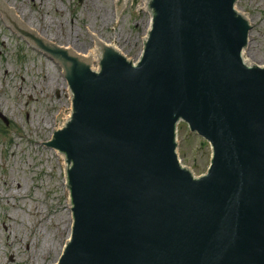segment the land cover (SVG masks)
Returning <instances> with one entry per match:
<instances>
[{"label": "water", "instance_id": "obj_1", "mask_svg": "<svg viewBox=\"0 0 264 264\" xmlns=\"http://www.w3.org/2000/svg\"><path fill=\"white\" fill-rule=\"evenodd\" d=\"M147 9L137 61L100 47L92 69L0 2L4 27L60 63L71 94L46 143L65 156L72 211L55 264H264V66L243 58L250 24L236 0ZM181 121L210 144L202 175L180 163Z\"/></svg>", "mask_w": 264, "mask_h": 264}, {"label": "rangeland", "instance_id": "obj_2", "mask_svg": "<svg viewBox=\"0 0 264 264\" xmlns=\"http://www.w3.org/2000/svg\"><path fill=\"white\" fill-rule=\"evenodd\" d=\"M43 41L84 54L94 36L113 43L131 62L140 57L150 11L139 0H0ZM118 5V4H117ZM250 24L243 50L247 63L264 66V0H236ZM98 60L89 64L97 69ZM72 109L61 64L4 27L0 13V264H54L70 236L72 211L66 161L46 145L57 117ZM177 152L195 175L206 172L210 144L180 122Z\"/></svg>", "mask_w": 264, "mask_h": 264}, {"label": "bare ground", "instance_id": "obj_3", "mask_svg": "<svg viewBox=\"0 0 264 264\" xmlns=\"http://www.w3.org/2000/svg\"><path fill=\"white\" fill-rule=\"evenodd\" d=\"M147 2L148 0H144V7L147 8ZM120 5H121V8L122 6H125V3H126V0H120ZM6 11H12V9L8 8L6 6ZM16 15V14H15ZM245 16V15H244ZM246 17V16H245ZM247 18V17H246ZM16 19H18L17 15H16ZM149 26H150V23H149ZM25 29L35 35L36 32H34L33 29L31 28H26ZM94 40H95V47L87 52H85L84 54H80V57L82 60L86 61L87 62V56H89V59H88V64L92 61V60H98L101 58L102 54L100 53V47H104V48H109V49H114V44L113 43H107L105 41H103L101 38L97 37V36H94ZM244 58V57H243ZM245 60V59H244ZM246 61V60H245ZM71 116V110L67 111V112H62L59 114V116L57 117V127H61L65 124V122L67 120H69V117ZM61 158L65 161V156L61 153ZM67 240H69V236L67 238ZM56 263V262H55ZM54 263V264H55Z\"/></svg>", "mask_w": 264, "mask_h": 264}]
</instances>
